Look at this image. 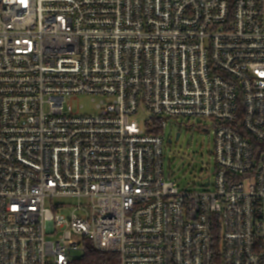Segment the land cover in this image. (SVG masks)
<instances>
[{
  "label": "built area",
  "instance_id": "2783aa9c",
  "mask_svg": "<svg viewBox=\"0 0 264 264\" xmlns=\"http://www.w3.org/2000/svg\"><path fill=\"white\" fill-rule=\"evenodd\" d=\"M194 123L214 182L180 189L167 131ZM86 242L264 264V0H0V264H73Z\"/></svg>",
  "mask_w": 264,
  "mask_h": 264
},
{
  "label": "rangeland",
  "instance_id": "374dc122",
  "mask_svg": "<svg viewBox=\"0 0 264 264\" xmlns=\"http://www.w3.org/2000/svg\"><path fill=\"white\" fill-rule=\"evenodd\" d=\"M100 99H97V102ZM83 105L84 111L94 109L96 102L89 97H80L74 105ZM144 116L138 117L141 125ZM180 134L179 140L177 135ZM169 141H172L171 143ZM215 148V129L208 124V132L199 128L197 123L182 128H168L165 146L166 175L176 182L180 189H202L214 182L215 172L213 152ZM63 214L70 217L71 211Z\"/></svg>",
  "mask_w": 264,
  "mask_h": 264
},
{
  "label": "trees",
  "instance_id": "16d2710c",
  "mask_svg": "<svg viewBox=\"0 0 264 264\" xmlns=\"http://www.w3.org/2000/svg\"><path fill=\"white\" fill-rule=\"evenodd\" d=\"M151 133L157 134L158 131ZM73 264H119V255L97 251L90 242H86L84 252Z\"/></svg>",
  "mask_w": 264,
  "mask_h": 264
},
{
  "label": "water",
  "instance_id": "95a60500",
  "mask_svg": "<svg viewBox=\"0 0 264 264\" xmlns=\"http://www.w3.org/2000/svg\"><path fill=\"white\" fill-rule=\"evenodd\" d=\"M179 138H180V134L177 135V140H179ZM169 142L171 143L172 141H169Z\"/></svg>",
  "mask_w": 264,
  "mask_h": 264
}]
</instances>
